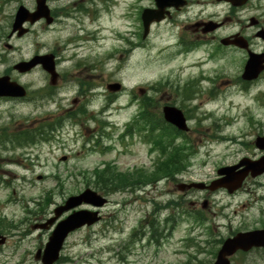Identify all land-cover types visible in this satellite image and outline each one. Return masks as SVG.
<instances>
[{"label": "rangeland", "instance_id": "rangeland-1", "mask_svg": "<svg viewBox=\"0 0 264 264\" xmlns=\"http://www.w3.org/2000/svg\"><path fill=\"white\" fill-rule=\"evenodd\" d=\"M73 1L59 0V8L68 7ZM19 3L32 7V0L9 1L8 4L0 7V30L6 28ZM196 11V9L190 11L189 16H192ZM122 12V5H117L112 10L111 16L104 14L101 17L100 26L89 23L87 21L89 19L84 17L86 31L76 33L74 23L70 21L68 27L62 31L57 25H54L44 34L40 35L39 33V44L42 46L43 53L54 52L59 43L61 60L59 73L66 76L63 82H59V118L64 116L62 115L64 111L72 110L73 107H86L89 112H94L98 120L113 126V129L108 131L112 138L103 141L102 147L96 143L86 145L85 139L93 135L99 125L90 121L82 123L76 121L74 125L73 121L66 119L63 127L59 129L57 143L54 137L45 141L44 144L38 143L17 150L13 148L10 152L11 148L6 152L0 148L2 154L0 162L3 163L5 158H9L11 163L4 167L14 174V176H10L9 181L12 188L8 191H3L0 188V200L12 197L16 199L15 201L21 202L4 208L0 203V219L3 218L5 223L15 222L18 226L11 230L12 237L0 250V264H40L34 259V255L37 250L44 248L49 233L32 230L31 226L40 222L39 218L43 217L44 219L45 214L52 210V207H49L42 213L41 207L36 206V203L42 204L47 194L53 192L55 201L61 205L63 200L69 196L77 195L87 188L94 190L93 181H88L86 176L94 167H100L102 163L114 162V166L122 171L148 163L149 159L145 155L147 147L143 145L138 144L133 148V151H139L138 157L129 156V154L126 156L116 154L121 149L117 143V136L121 134L123 126L132 120L137 111L138 101L142 97L150 96L159 108L165 103L181 105L180 100L173 101L170 92L163 87L159 92H154L151 89V86L155 87L158 83L173 81L176 69L180 66L173 55L170 56L172 54L170 51L163 52L161 50L166 44L170 32L165 28L154 30L148 47L134 53L128 59H124L122 54L114 53L119 50L117 49L119 43L115 42L113 32L106 27L107 20H112L113 24L118 25L119 22L115 20H121ZM214 12L220 14L218 20H221L227 13V9L218 7L215 11L213 7H204V16ZM7 34L8 31L4 33L0 41V73L11 72L14 63L27 59L33 52L29 38L8 41ZM88 35H94L95 40L85 41L84 38ZM70 37H74V42L71 44L68 42ZM4 43L12 45L15 50L5 48ZM240 57L235 53H223L221 63L223 93L218 100L207 104V111L219 119L218 123L222 127L219 136L226 138H231L237 135L238 130L246 128V118L250 108L248 95L241 90L240 85L234 82L239 65L242 63ZM241 70L240 67L239 71ZM9 77L21 85L28 84L31 91L42 89L45 84L48 85V79L45 80L44 75L40 72L19 76L12 71ZM77 81L90 84L83 95L84 98L77 97L81 89ZM111 82H121L126 90L117 94L109 93L106 90V84ZM132 95L137 100L130 102ZM113 96L115 97L114 102L108 104V100ZM33 98L34 96L31 95L30 100L29 97L21 101L0 100V129L7 128L12 133L15 130H24L28 125H33L32 128L42 119H48L50 114L54 116L55 99L53 102H49L48 98H43V101L40 98L34 100ZM76 100H79L77 106L74 105ZM153 105L156 109V105ZM213 119L205 122V126L209 129L213 125ZM206 132L207 134L204 133V135L205 138H208V134L212 133ZM108 145L115 146L114 151L106 154L96 152ZM214 149V157L211 161L213 168L209 164L210 171H208V167L198 169L197 175L194 176L195 180L207 182L214 176H203V174L211 173L214 167L231 164L235 160V148L228 142H222ZM64 156L67 157L66 161H61ZM102 168L103 165L100 169ZM168 189L172 190V187ZM158 191L157 195L152 192L148 195V200H150L148 203L137 200L140 197L144 198L142 193L138 195L137 192L117 193L109 196L110 203L102 211L104 218L102 222L94 227L71 234L61 252L62 262L58 264H116L115 255L121 247L128 243L131 231L135 230L139 222L145 220L158 204L159 207L153 214V218L160 223V227H164L166 218L174 216L176 219L175 228L170 234L164 228L163 234L167 237L161 239L158 244H155V247L151 245L142 249L141 242H138L134 247L133 255L127 257V264H183L188 260H192L191 264H207L211 261L209 253L216 242L224 240L238 231H252L254 229L251 225L259 219H264V213L259 212L261 207L255 204L248 205L247 196L242 195L245 199V207L235 208V204H238L235 201L241 200L242 197L218 194L216 197L208 199L210 201L215 198L219 204L218 207L212 205L214 214L211 213L207 221L200 225L186 216L185 211L180 213V209L176 207L172 210L166 207L165 203L169 198L167 193L170 191L164 185H160ZM58 192L59 195H57ZM172 192L175 195L180 194L178 191ZM204 195L207 194L196 193V200L202 202L203 198H207ZM194 196V194L190 195L191 199ZM151 200H156L157 203L153 204ZM25 202L27 205L24 204ZM188 205L189 202L186 203V207L189 209ZM25 206L29 209L32 208L37 216L32 217L31 222H27L19 228V222L22 220L25 222L26 218H29ZM144 230L146 237L142 240V244H146L150 237L147 229ZM191 243H197L202 249V253H197L195 248L191 247ZM258 258L251 254L248 257L235 258L234 260H237L238 264L239 262L251 264L257 263Z\"/></svg>", "mask_w": 264, "mask_h": 264}, {"label": "flooded vegetation", "instance_id": "flooded-vegetation-1", "mask_svg": "<svg viewBox=\"0 0 264 264\" xmlns=\"http://www.w3.org/2000/svg\"><path fill=\"white\" fill-rule=\"evenodd\" d=\"M9 1L12 2L14 0H0V5L5 6ZM35 1L36 0H32V7H27L22 3H19L18 6L22 5L26 8H33L31 10L33 11L35 9ZM173 1L174 0H159V3L167 6ZM184 1L185 7L183 9H178L176 11L170 8L168 9L169 16L165 17L164 20H152L148 22L147 20H142L141 14L144 9L157 8L156 0H76L68 7L66 17H64V14L59 11V0H46V4L50 9V14L53 17L52 25H46L45 20H40L34 24L27 22L25 23V26L27 27L28 32L23 37L10 34L13 20H10L5 29L0 30V41L2 38L1 35L6 31H8V41L29 38L32 43L33 52L27 59H25V61H31L33 58L45 54H52L55 58L57 71L55 86L49 84V77L43 72L40 65L35 66L25 75H19L28 76L34 72H40L44 75L43 78L45 80L48 79V85L45 84L42 89H34L33 91H30L28 84L24 87L30 92L29 100L31 95L34 96V94H37V91H39V95L42 93L50 94L49 102H53L55 99V114L54 116L51 114L48 116L51 127L54 125L56 127L51 131L50 139L55 137L56 143L59 139V82H63V76L59 73V63L61 61L59 57V43L54 52L43 53L42 46L39 44V33L40 35L44 34L54 25H57L62 31L68 27V22L70 21L74 23L76 33L86 31L87 27L84 23L85 20H82L83 14H87L86 16L90 18V20H87L89 23L100 26L102 21L99 20L101 12H109L110 14L113 7L121 4L123 5L122 20H115L116 22H119L118 25L113 24L112 20H107L106 27L113 32L115 42L119 43V49L127 57L148 47V42L150 41L154 30L165 28L170 32L167 36L166 44L162 47V51L172 52L174 59L179 62L180 66L176 69L174 80L165 81L162 84L166 86V91L170 92L173 101L180 99L183 101V113L185 114L189 127L187 136L192 143L187 150V159L190 164H193L189 170L176 178L177 181H181V179H193L196 175L195 171L197 170V167L194 166L197 163H211L212 154L214 153V146L212 144H217L218 142L215 140L197 141L194 139H196V133L202 132L204 123L207 121L206 114L203 112L207 102L218 99L223 93V67L221 63L224 52L235 53L241 56L240 59L242 63H239V66L242 70L239 71L240 67L238 68V73L234 78V82L235 84L242 86L244 90L246 89L244 92L248 95L250 103L247 125L245 126L246 128L238 130L237 135L229 141L235 148V160L233 163L229 164V166H237L240 162H243V165L238 169L240 172L245 169V164H254L259 161H264V0H233V3L229 0ZM206 5L226 8L227 14L222 20H217L218 18L212 16H204V7ZM84 9H89V11H84ZM193 9H196L197 11L192 16H189V12ZM184 16H186V19ZM73 18L75 20H65ZM115 25L117 26L114 27ZM39 27L40 29H38ZM145 31L147 34L146 36L144 35ZM95 38L94 35H88L84 39L85 41H94ZM223 41L229 45H224ZM68 42L69 44L74 42V37H70ZM4 46L5 48H8L6 43H4ZM11 50L14 51L15 47L12 46ZM249 57H251V66H258L260 69L258 71H251V78L245 81L241 79V74L247 58ZM11 72L6 71L2 73V75H9ZM83 87H86V85ZM83 87L82 91L79 90L80 93H78V98H84L83 95H85L87 88ZM44 95H41V98ZM78 102L79 100L74 101V105L77 106ZM166 105L174 104H162L161 108H158L160 113H162V108ZM80 107L81 106L73 107L72 110L65 112L77 114ZM41 121L44 123L45 119H42ZM140 123H142L141 116ZM146 128L155 132L169 129V127L162 124V121L160 124L147 125ZM212 128L218 130L219 126L215 124ZM131 131L132 137L137 135L138 131L135 130L134 127H132ZM9 132L7 135L2 136V146H0V148L3 149L4 152L11 148L9 150L10 152L15 145L13 132H10V134ZM93 133H97V130ZM96 139L97 141L94 142V144L96 143V145L99 146H102V142L106 140L99 134H96ZM40 143L44 144L45 142L41 141ZM120 143L121 150L118 153V156L122 154L136 153L132 151V141L121 142L120 138ZM27 145L30 146V144ZM1 157L2 154L0 160ZM154 161L156 162V160ZM10 163L9 158H5L3 163L0 162V176H2L0 188L3 191H8L12 188L9 181L10 176H14V174L4 167V165ZM153 166L154 165L152 164H149L148 167L139 166L138 168H133L129 173L135 176H160V174L154 170ZM211 167L213 168L212 164ZM222 167L223 166L214 167V170L211 172L212 176H214V181L218 179L219 175L217 174V171ZM262 168H264V164L258 168L254 167L252 172ZM252 172L247 173V177L239 186V189L232 194H229L226 190L209 192L207 190L197 191L194 189H185L182 196L181 194L175 195L170 189H168L176 186L175 183L173 181H164V185L167 190L170 191L167 193L169 198L165 204L168 203L171 206L180 209L182 206L186 208V203L188 204L189 202L188 206L190 210L188 209V211L197 213L199 212V209H202L204 213L210 215L211 213L214 214V210L211 208L212 205L218 207L219 204L216 202L215 198H212L210 201L208 200L209 198L216 197L218 194H226L231 197H242L243 195L244 197L247 196L248 205H259L261 207L259 212L264 213V171L261 173H253V175ZM90 175L100 176L101 173L97 172L96 167H94L91 170ZM251 176L257 177L253 178ZM197 181L201 182L202 180ZM185 183L189 184L190 182ZM158 184L159 181H156L150 187L152 192H154V195L158 194V191L156 190ZM12 193L14 194V191H12ZM196 193H205L207 195L204 196L207 198L202 197L203 201L198 202L196 200ZM193 194L195 196L191 199L190 195L193 196ZM57 195H59V192ZM244 200L245 199L242 197L241 200L235 201L238 203L235 204V208H244ZM14 201L15 200H12L11 197H6L2 201L0 200V203L4 208L13 204ZM44 206H46L47 209L49 207L55 209L59 206V202H56L54 196H51L49 200H45ZM100 211L101 210H99L98 213H100ZM234 213H237V211H234ZM53 214L54 210H50V213H46L45 218L43 219L42 217L40 221L46 222L52 219ZM251 227L254 230L264 229V219L257 220L251 225ZM124 248L122 249V252L124 251ZM251 254L259 257L257 263L254 262L251 264H264V248H253L251 252L246 254L237 252L232 261L235 264H238L236 262L237 260H234L235 258H244ZM124 261L125 256L122 254L119 256L118 253L115 255L116 264H124ZM239 264H244V262H239Z\"/></svg>", "mask_w": 264, "mask_h": 264}, {"label": "water", "instance_id": "water-1", "mask_svg": "<svg viewBox=\"0 0 264 264\" xmlns=\"http://www.w3.org/2000/svg\"><path fill=\"white\" fill-rule=\"evenodd\" d=\"M28 12L20 8L17 11L16 18L13 23L12 33L19 31L18 36H22L26 33V30L22 28V24L26 21L34 23L42 16L47 15V11L41 5H38L37 12L31 15V20L28 19ZM148 14L144 12L143 17ZM153 16V15H152ZM162 18L160 16L156 21H159ZM154 19V18H152ZM151 18L148 20L150 22ZM47 24H50L52 20H46ZM146 35V31H145ZM40 64L42 69L46 71L51 77V84H55L56 82V74H55V63L54 57L52 55L37 57L34 58L31 62H21L14 66V69L19 73H25L29 71L31 68ZM251 64L247 63L245 67V71L243 74V79H248L250 74ZM118 85H111L108 87L110 91L118 90ZM25 90L21 86L16 83L10 82L7 76L0 77V97H11V98H23L25 97ZM163 114L169 123L175 125L179 130H186L185 121L181 115V113L175 108L165 107L163 109ZM261 165L260 163H256L254 166L247 167L243 176H235L234 170L235 168H227L221 171V174L225 175L222 179L215 182L211 186V190H215L218 188H226L229 193H232L235 189H237V185L241 183V181L246 177L247 171L252 170L255 166ZM194 187H202L201 185ZM105 200L97 195L95 192L90 189L84 190L77 196H72L68 198L64 205L57 208L55 211L56 218L62 215V213L66 211H70L79 207L82 204L92 205L96 207H101L105 204ZM99 220L97 217V213H91L89 211L81 210L77 212H73L66 219L60 221L53 232L51 233L47 244L44 247L42 252L38 251L35 255L36 260H40L41 264H54L59 259L60 251L63 247V243L66 237L73 231L84 227L91 226ZM54 220L48 222L49 225L52 224ZM42 228L45 227L41 226ZM4 243V239H0V244ZM264 247V230L261 231H252L246 233H238L232 238H228L222 244L219 249L216 259L213 264H230L229 258L232 257L237 251L248 252L252 248Z\"/></svg>", "mask_w": 264, "mask_h": 264}, {"label": "trees", "instance_id": "trees-1", "mask_svg": "<svg viewBox=\"0 0 264 264\" xmlns=\"http://www.w3.org/2000/svg\"><path fill=\"white\" fill-rule=\"evenodd\" d=\"M143 104L145 105L144 109L145 112L150 114L151 116L154 117L155 120H158V117L155 113L151 112V109H154L155 106L152 104V99H147L143 102ZM75 117V116H74ZM145 117V116H144ZM66 119V117L64 118ZM68 119L72 120V116H68ZM63 126V121L60 120L59 121V128H61ZM51 130V126L46 124V125H40L37 128H31V129H25L24 131L21 132H16L15 133V137L14 140L17 144H30L33 145L35 143H37L38 141H41L45 138H47L49 135L48 133ZM173 136L178 135L177 132H170ZM2 140V139H0ZM177 151L175 152L174 156L170 157V163L168 164L169 166L171 165V170L169 171L170 167L168 168V170H166V172H164V174H169L170 172H174L175 169H183L185 167V165L181 164L180 162L177 161H173L174 159H177L178 155H177ZM95 177V182H94V186L96 187V189L99 192L102 193H113L115 191H126L128 189H137L140 187L139 181H138V177L139 176H115L114 172L111 170L109 172V174H104L103 176H94ZM157 177H162V176H157ZM92 178V176H86V179L89 181ZM145 181V180H144ZM32 214V213H31ZM191 217H195L197 220L196 221H202L203 219V215H198V216H192L189 215ZM32 217H36L35 214H32ZM12 227H15V225H13ZM18 226L16 225V228ZM6 228L5 226H3L2 223H0V234L3 233V231ZM221 241H218V244H220ZM198 251L197 253H201L200 251H202L198 246ZM215 253H216V247L212 246V250L209 253V255L211 256V258L215 257ZM62 262V259L59 260V263ZM192 262H188V263H184V264H191ZM210 263V262H209Z\"/></svg>", "mask_w": 264, "mask_h": 264}]
</instances>
